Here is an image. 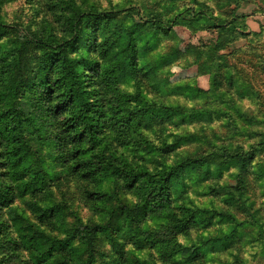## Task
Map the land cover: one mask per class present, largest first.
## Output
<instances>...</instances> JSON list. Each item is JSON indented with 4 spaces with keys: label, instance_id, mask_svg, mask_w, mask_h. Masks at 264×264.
Wrapping results in <instances>:
<instances>
[{
    "label": "rangeland",
    "instance_id": "1",
    "mask_svg": "<svg viewBox=\"0 0 264 264\" xmlns=\"http://www.w3.org/2000/svg\"><path fill=\"white\" fill-rule=\"evenodd\" d=\"M41 252L264 264V0H0V264Z\"/></svg>",
    "mask_w": 264,
    "mask_h": 264
},
{
    "label": "trees",
    "instance_id": "2",
    "mask_svg": "<svg viewBox=\"0 0 264 264\" xmlns=\"http://www.w3.org/2000/svg\"><path fill=\"white\" fill-rule=\"evenodd\" d=\"M168 31H166V32H164V33H167ZM51 57V59L52 58H54V59H56L55 57H54V55H51L50 56ZM49 59V58H48ZM65 61L66 62H68V63H70L71 65H74L75 63H76V61H74V60H72V59H66L65 58ZM52 62H54V61H52ZM39 65H42V67L41 66H39L40 68V70H44V68L43 67H45V68H48V66H49V64H48V60H43V61H40V63H39ZM169 109H171V108H169ZM172 110V109H171ZM17 156H15V155H11V157H10V159H15ZM85 163V162H84ZM17 164V162H14V165H16ZM86 164H87V162L84 164L85 166H86ZM185 165V163H182L181 165H179V166H176L175 168H172V169H170L169 171H167V172H164V175L163 176H160L159 177V180L162 182V183H164L165 181H166V178H169L170 176H176L178 173L177 172H180L181 170H182V168H183V166ZM86 168V167H85ZM91 173L90 172V170H88V171H86V173H87V176L89 175V173ZM91 175V174H90ZM162 177H164V178H162ZM29 185V184H28ZM161 189H163V188H161ZM195 212H198V213H204V211H202V210H195ZM13 221H14V223H15V226H16V228L19 230V229H21L20 227V223L16 220V219H13ZM33 243L34 244V246H35V248L36 249H38L39 247H38V245H37V242L35 241V240H32L31 238L29 239V243ZM67 245V244H66ZM137 249H142L143 247H144V240L143 239H138V243H137ZM56 245H54V246H52V244H49V246H48V248H47V250H48V252H50V251H56ZM65 248H62V250H64ZM183 251L184 252H187L189 255L191 254V252L192 253H194V252H196V251H198V249L197 248H195L194 246H191V247H189V246H187V247H185V248H183ZM45 259H46V256L44 255V253H38L37 254V256L36 257H34L33 258V260L34 261H40V264H44L45 263ZM53 260L54 261H52V262H50V264H69V263H72V260H71V258H70V255L69 254H66V255H61V256H58L57 258H53ZM31 263V262H30ZM131 264H147L145 261H139V260H136V259H131Z\"/></svg>",
    "mask_w": 264,
    "mask_h": 264
}]
</instances>
